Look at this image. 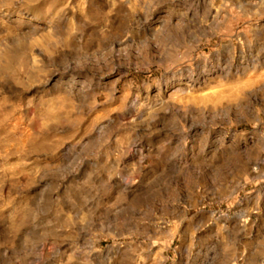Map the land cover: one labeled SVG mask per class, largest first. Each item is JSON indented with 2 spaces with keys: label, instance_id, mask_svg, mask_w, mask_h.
<instances>
[{
  "label": "rangeland",
  "instance_id": "rangeland-1",
  "mask_svg": "<svg viewBox=\"0 0 264 264\" xmlns=\"http://www.w3.org/2000/svg\"><path fill=\"white\" fill-rule=\"evenodd\" d=\"M263 263L264 0H0V264Z\"/></svg>",
  "mask_w": 264,
  "mask_h": 264
},
{
  "label": "bare ground",
  "instance_id": "bare-ground-1",
  "mask_svg": "<svg viewBox=\"0 0 264 264\" xmlns=\"http://www.w3.org/2000/svg\"><path fill=\"white\" fill-rule=\"evenodd\" d=\"M247 82H249V81H247ZM264 264V263H263Z\"/></svg>",
  "mask_w": 264,
  "mask_h": 264
}]
</instances>
